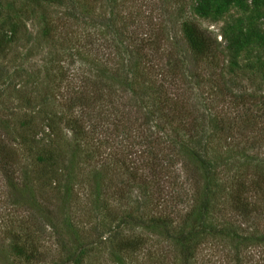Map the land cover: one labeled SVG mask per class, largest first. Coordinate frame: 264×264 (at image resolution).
<instances>
[{
	"label": "rangeland",
	"instance_id": "374dc122",
	"mask_svg": "<svg viewBox=\"0 0 264 264\" xmlns=\"http://www.w3.org/2000/svg\"><path fill=\"white\" fill-rule=\"evenodd\" d=\"M122 17L138 34L132 33L134 40L141 35L162 37V51H172L178 60L177 89L170 87L171 91L186 107L205 115L206 158L217 171L208 195V223L233 228L243 236L264 234V210L249 218L234 214L229 204L237 175L249 178L264 168V144L247 140L241 151L239 144L235 146L238 140L232 142L235 147L229 146L211 127L212 119L228 121L242 115L264 125V0H0V133L7 135L22 174L15 191L33 200L32 205L41 204L46 213L44 217L15 198L0 169V264H235L234 240L220 235H204L185 261L165 232L145 226L175 211L176 198L167 189L152 188L149 194L132 186L128 201L115 199L116 187L130 185L131 180L117 165L114 148L102 144V138H78L66 123L80 111L78 106L67 107L66 100L81 93L89 102L96 94L106 98L93 106L95 117L107 114L115 99L130 100L132 90L146 89L147 112L159 111L155 97L159 77L119 30ZM184 21L215 36L218 55L198 57L187 50ZM90 39L96 48L114 40L107 46L116 61L108 62L106 73L78 54L79 41ZM102 61L99 65L106 58ZM120 67L121 79L111 78L109 72ZM85 78L92 81L85 82L82 92ZM164 84L169 88V82ZM99 119L86 118L84 125ZM157 121L161 128H170L161 116ZM167 133L161 136L181 141L174 132ZM72 149L76 159L70 161L68 175ZM177 173L182 175L167 168L168 176ZM187 193L183 198L190 196ZM185 207L178 206L180 213ZM130 211L138 223H122L120 217ZM52 226L68 250L79 247L76 261H66ZM126 237L140 238L138 248L119 250ZM21 244L24 254L17 252ZM236 247L240 264H264V243L251 239Z\"/></svg>",
	"mask_w": 264,
	"mask_h": 264
},
{
	"label": "trees",
	"instance_id": "16d2710c",
	"mask_svg": "<svg viewBox=\"0 0 264 264\" xmlns=\"http://www.w3.org/2000/svg\"><path fill=\"white\" fill-rule=\"evenodd\" d=\"M119 23V30L127 35L128 44H134V51H137L140 58L145 59L149 64L148 68L159 77L155 88L159 111L155 112L156 115L154 112H147L148 99L146 89L143 91L132 90L130 100H125L123 96L118 100L111 101V103L107 100L110 104L109 109H111L109 111L106 110L108 115L101 113L96 114L95 117V107L93 106L100 101L105 102L106 98L102 97L101 94H96L92 101L89 102L86 99V95L81 93L78 97L75 96L66 100L67 107H80L79 114L74 118L68 119L66 123L71 132L78 138H89L96 141L102 138V144L114 148L112 155L116 159L117 165L128 173L131 180L130 185H127L128 183L123 185L122 183L116 187L118 193L115 199H127L128 201L131 197L128 192H130L132 186H138L139 189L149 192V194L152 188H156L159 191L167 189L170 196L176 198L174 202L176 204L175 211L165 216L160 215L145 223V226L160 228L165 232L185 261L192 256L194 248L199 244V239H202L204 235H220L234 240L235 246L232 255L235 264H240L236 244L240 247L242 241L251 239L254 243H264V234L243 236L233 228L225 226L214 227L207 221L208 195L217 171L215 163H210L206 158L205 141L207 133L205 115L198 109L186 107L182 103V98L175 97L174 92L170 89V87L173 90L177 89L174 77L178 74V66L176 67L178 60L173 59L172 51H162V49H165L162 37L149 39L145 37L146 35H141L138 38L140 40H134L137 39L132 35L135 32L128 29L127 20L122 17ZM182 31L187 50H190L198 57L202 55H218L216 38L210 32L202 29L193 21H184L182 23ZM135 35L138 37L137 33ZM105 41H107L109 46L115 44L114 40ZM79 43H82L78 53L81 59L82 57L84 59L90 58L91 63L95 62L100 68V73H106L108 62L113 63V61H116L113 51H109V47L103 42L97 48L95 47V41L92 39L79 41ZM106 49L107 51H105ZM104 57L106 58L105 64L99 65L103 64L102 59ZM109 73H112L111 78L115 75L117 76L116 79L120 80L123 68H117ZM97 77L102 86L101 74L97 75ZM89 81L92 80L85 78L82 81L83 86L80 91H86L85 82ZM168 82L169 88L164 84ZM103 106L105 107V103ZM261 111L264 113V107H262ZM238 113L239 115L242 114V112ZM244 113L247 114V111H244ZM152 115L155 116L154 119L151 118ZM158 116L164 118L170 128H161L157 121ZM86 118H89V120L100 119L99 121H92L90 124L87 123V126H85L84 119ZM237 118L236 116L230 117L228 121L212 119L211 127L215 136L223 138L224 142H228V145L230 144L229 146L235 147L236 144H239L241 151L245 149L244 146L247 140L253 143L256 139L264 144V125L257 126L255 120L253 121L250 117L245 116L243 118V115L239 119ZM54 127L55 124L53 125ZM253 127L254 132L252 133ZM155 129H157L158 133L152 134ZM167 130L168 132H174L177 138H181V141L168 140L166 139L169 138L167 135L162 137L161 135L168 134ZM181 132L187 136L185 140L182 138L183 135H180ZM248 137L251 139H248ZM236 140L238 141L235 142L234 146L232 142ZM12 151L7 135L0 133V169L6 173L7 181L15 193V198L21 199L26 206L36 210V212L39 211V214L45 217L46 213L41 204L35 203L32 205L33 200L25 197L23 193L18 194L15 191L20 181H23V178L22 174L18 173L20 167H17V158L12 154ZM70 154L71 156L67 159V167L65 166L68 175L72 168V162L70 161H74V158L76 159V151L72 149ZM169 167L172 168V172L176 170V172H181L182 175L177 173L173 174L174 176H168L166 171ZM257 170L258 173L253 174L249 178L243 177L240 173L237 175L229 197V204L234 214L251 218L254 215H259L264 210V168H258ZM185 188H188L187 192L190 191L191 193L188 198H183L184 195H188L187 192L182 191ZM30 197L32 196L30 195ZM181 204H186L185 211L182 213L178 209ZM131 214L132 212L130 211L127 215L121 216L122 223L129 220L133 223H138L136 217ZM193 223L197 226H192ZM49 224L54 225L51 221H49ZM52 227L58 235V246L66 256V261H76L74 258L79 254V247H73V251L68 250L69 247H67L63 238H60V233L56 227ZM172 231L175 233L173 234ZM74 234L75 232L70 235ZM139 239L138 237H126L121 241L118 249L123 251L134 250L140 245ZM17 252L24 254L25 248L22 244L17 248Z\"/></svg>",
	"mask_w": 264,
	"mask_h": 264
}]
</instances>
